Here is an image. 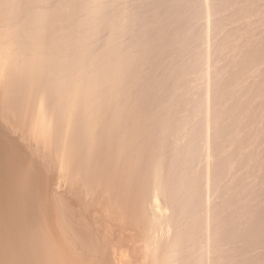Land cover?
<instances>
[{
    "label": "bare ground",
    "instance_id": "6f19581e",
    "mask_svg": "<svg viewBox=\"0 0 264 264\" xmlns=\"http://www.w3.org/2000/svg\"><path fill=\"white\" fill-rule=\"evenodd\" d=\"M0 264H264V0H0Z\"/></svg>",
    "mask_w": 264,
    "mask_h": 264
},
{
    "label": "rangeland",
    "instance_id": "374dc122",
    "mask_svg": "<svg viewBox=\"0 0 264 264\" xmlns=\"http://www.w3.org/2000/svg\"><path fill=\"white\" fill-rule=\"evenodd\" d=\"M105 228H106V226H105ZM103 229H104V228H103V225H101V226L99 227V231H100V234H101V235H104V234H103ZM106 229H107V228H106ZM107 235L109 236V235H110V232H108V231L106 232V231H105V236H107ZM129 241H130V239L128 240V243H129ZM130 243H131V241H130ZM130 243H129V244H130ZM131 244H132V243H131Z\"/></svg>",
    "mask_w": 264,
    "mask_h": 264
}]
</instances>
